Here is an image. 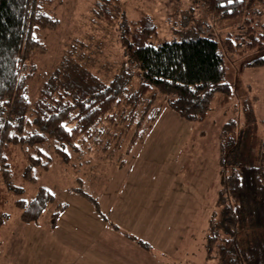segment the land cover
I'll return each mask as SVG.
<instances>
[{"label": "rangeland", "instance_id": "1", "mask_svg": "<svg viewBox=\"0 0 264 264\" xmlns=\"http://www.w3.org/2000/svg\"><path fill=\"white\" fill-rule=\"evenodd\" d=\"M104 1L63 0L54 5L60 19L58 27L34 32L48 50L35 61L41 77L43 73H54L59 61L71 53L94 74L114 77L130 61L124 41L127 26L148 14L158 27L151 44L198 37L214 40L226 65L224 82L231 86L233 96L223 104V94L216 93L207 118L194 122L169 106L175 96L159 94L152 111H159L160 115L142 141L131 142L137 129L134 124L130 132L124 133L129 121L124 120L122 127L117 125L111 130L105 123L82 149L73 153L70 162L61 161L53 147L45 146L43 152L51 162L47 169L33 167L34 180L26 178L25 173L29 156L37 155L35 149L8 147L11 181L0 177V252L4 251L0 263L24 264L40 259L37 256L48 249L54 250L59 230L45 241L37 236L25 237L36 225H50L61 204H67L70 212L85 216L87 221L82 224L91 222L96 228L95 220L89 222L87 218L88 213L93 215L94 205L81 191L98 199L101 188L111 180L114 191L126 184L128 191L135 186L142 215L141 227L136 230L146 246H138L112 231L111 251L106 253L109 259L103 264H186L177 263L183 258L191 259L190 264H216L217 259L207 262L204 246L196 256L192 252L189 257V250L200 249L201 241L206 243L211 223L217 229L222 227L218 201L223 180L241 164L264 166V66L251 65L264 56V51L248 46L256 40L264 45V38L260 39L264 36V0H249L245 11L234 18L213 12L203 0H119L111 7V20L101 14ZM133 72L132 84L136 87L142 72L138 66L133 67ZM38 86H33L32 95L37 94ZM121 160L126 165H120ZM41 188L54 195V203L48 205L37 222L21 221L16 202H30ZM57 223L59 227V218ZM12 224L16 226L13 246L6 247L4 241ZM194 235L197 240L188 241L191 245L179 242L181 252L177 238ZM15 244L23 245V254L18 253L20 248ZM47 261L52 264L53 260Z\"/></svg>", "mask_w": 264, "mask_h": 264}, {"label": "trees", "instance_id": "2", "mask_svg": "<svg viewBox=\"0 0 264 264\" xmlns=\"http://www.w3.org/2000/svg\"><path fill=\"white\" fill-rule=\"evenodd\" d=\"M203 1L213 12L228 18L241 15L249 2L235 0L229 5L227 0ZM57 2L63 0H0V177L5 182L11 181L6 156L10 146L35 149L37 155L29 156L25 173L26 178L34 180L33 167L47 169L51 162L43 152L45 146L53 147L61 161L70 162L73 153L105 123L111 130L129 121L124 133L134 124L137 129L131 142L142 141L160 115L152 111L159 94L175 96L169 106L194 122L207 118L216 93L223 94V104L232 98L231 86L224 82L226 65L217 43L198 37L151 44L158 27L148 14L127 26L124 41L130 61L114 77L87 70L72 53L59 61L54 73L41 77L35 61L48 50L34 32L58 27L60 19L53 10ZM114 2L119 0L104 1L103 18L111 20ZM249 29L253 30L251 26ZM248 46L264 51L259 40ZM251 65L264 66V56ZM135 66L142 72L136 87L132 84ZM35 84L39 86L34 96ZM221 193L218 205L222 208V227L210 225L207 262L217 259L216 264H264V166L241 164L224 178ZM81 194L103 214L97 198L84 191ZM50 203H54V195L45 188L30 202L19 199L20 220L37 222ZM67 208V204L59 205L52 225Z\"/></svg>", "mask_w": 264, "mask_h": 264}, {"label": "crops", "instance_id": "3", "mask_svg": "<svg viewBox=\"0 0 264 264\" xmlns=\"http://www.w3.org/2000/svg\"><path fill=\"white\" fill-rule=\"evenodd\" d=\"M131 170L132 169H128V171L130 172ZM125 179L127 180V176H125ZM110 183L111 180L105 185L104 188H101V197H98V199L100 200L99 203H101V201H107L106 206L100 204L103 214H99L95 209L93 210V215H90V213L87 214L89 222L95 220L96 228H92L91 222L88 225L82 224V222L87 221L85 216L70 212L67 208L59 217V227L57 225L58 223H56L55 225L50 224L43 227L41 225H36L35 227L30 228V232L25 237L27 239L29 238V236H37L38 238L43 239H52L51 234H53L54 236L56 230H59V239H57V242H59V246L56 242L54 250L48 249L45 254L37 256V258L40 259L27 260L26 262H24V264H48V258L53 260L52 264H103L104 262H106V259H109L108 257H106V253H109V251H111L110 249L112 246V231L116 232L117 234H121L127 240L135 243L138 246L143 245L139 242H143V240L139 237V234L136 230V228L141 227V224L139 223L142 221V215L138 210L139 199L138 195L134 191L136 189L135 186H131L128 191L126 184L121 188L117 187V190L114 191ZM99 218L101 221H96V219ZM15 229L16 226L13 227L12 224L8 236L4 241L6 247L13 246ZM129 237H132L133 239ZM195 239V235L190 236L186 239L177 238L178 243L180 241L186 243ZM177 240H164V243H176ZM29 241L33 242L34 240L30 239ZM52 243L53 241L51 240V245ZM191 243L192 242H188L189 245H191ZM199 243L200 249H195L194 251L189 250V257L193 256L192 252L194 253V256L198 255L199 253L201 254L203 252L201 247L204 246V255H206L207 259L206 243H202V241ZM15 245L16 246L14 247L19 246L20 248L18 250V253L20 255L23 254V245ZM147 246L151 247L148 243ZM178 249H180L181 252L183 251L181 250L180 243ZM188 249L189 248H187V250ZM3 253L4 251L2 250L0 252V259ZM173 261L176 262L177 258H174ZM186 262L190 264L192 260H185V258H183L177 263Z\"/></svg>", "mask_w": 264, "mask_h": 264}, {"label": "snow or ice", "instance_id": "4", "mask_svg": "<svg viewBox=\"0 0 264 264\" xmlns=\"http://www.w3.org/2000/svg\"><path fill=\"white\" fill-rule=\"evenodd\" d=\"M227 2L230 5V4L234 3L235 0H227ZM240 2H243V0H240ZM0 127H2V125H0ZM69 131H71V130H69Z\"/></svg>", "mask_w": 264, "mask_h": 264}]
</instances>
